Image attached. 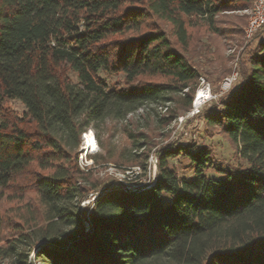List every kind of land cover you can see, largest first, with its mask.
<instances>
[{
  "label": "trees",
  "instance_id": "1",
  "mask_svg": "<svg viewBox=\"0 0 264 264\" xmlns=\"http://www.w3.org/2000/svg\"><path fill=\"white\" fill-rule=\"evenodd\" d=\"M250 2L0 0V258L26 263L37 248L39 264H264V41L206 113L244 165L210 177L207 146L157 145L138 132L127 163L145 171L157 145L155 179L103 190L85 215L80 202L100 184L77 161L81 134L99 121L176 95L190 109L193 21ZM100 71L121 80L110 85ZM168 113L162 124L177 108ZM177 156L191 177L170 162Z\"/></svg>",
  "mask_w": 264,
  "mask_h": 264
},
{
  "label": "rangeland",
  "instance_id": "2",
  "mask_svg": "<svg viewBox=\"0 0 264 264\" xmlns=\"http://www.w3.org/2000/svg\"><path fill=\"white\" fill-rule=\"evenodd\" d=\"M250 6L251 2L247 8L224 11L213 23L193 21L194 25L190 31L199 32L196 35L197 47L194 48L192 61L198 68L200 76L192 94L190 109L186 110L185 100L181 99V95H176L177 99L174 102L147 103L123 118H107L91 125L87 128L84 138L83 133L81 134L82 143L77 152L78 166L84 173L90 172V178L100 184L94 194L97 195L106 189H126L128 186L133 188V184H138L137 186L141 188L148 186L152 181L150 155L154 154L157 145L172 141L207 146L214 164L205 169V174L210 177L217 178L223 175L218 168L235 170L239 165L245 164L220 128L207 123L206 113L209 108L218 104L219 99L239 85L244 70L248 68L249 55L256 52L264 41V32L255 34L252 38L245 36ZM233 74L235 80L229 88L224 89L223 81ZM99 75L110 85L116 80H121L120 74L100 71ZM201 78L204 79L203 83ZM203 84H208L212 97L200 106L194 107L193 98ZM9 104L18 111L23 109L17 100H11ZM197 104L198 101L195 102V106ZM175 108H177L175 117H172L168 124H162L161 119L169 115V110ZM142 131H146L149 137L157 142V145L151 147L148 152L145 171L138 165L127 163L130 156L137 152L134 147L137 142L135 140L138 132ZM129 132L135 134V137ZM91 145H95L94 148ZM94 157L97 162L94 161ZM170 162L176 166L180 175L191 177L192 171L186 158L177 156L170 159ZM91 195L92 193L80 202V208L84 210L85 215L91 208L90 202L93 200ZM167 200L169 198L166 197L165 201ZM36 249L31 252L26 263H19L12 257L0 258V264H39L33 256Z\"/></svg>",
  "mask_w": 264,
  "mask_h": 264
},
{
  "label": "built area",
  "instance_id": "3",
  "mask_svg": "<svg viewBox=\"0 0 264 264\" xmlns=\"http://www.w3.org/2000/svg\"><path fill=\"white\" fill-rule=\"evenodd\" d=\"M264 26V0H251V6L249 10V17L248 21L245 27V36L246 38H252L256 32L261 29ZM235 80V75L228 76L225 78V80L222 83V87L224 89H227L231 86L232 82ZM204 82V79L201 78V83ZM202 90L203 95L201 97H198V91ZM211 93L210 88L208 84H203L201 87H199L195 93V96L193 98V106L198 107L201 104L205 103L208 99H210ZM198 100L197 106H195V102ZM86 132V131H85ZM85 132H83L82 138H84ZM149 163L151 167L152 172V180L155 179L156 175V166H157V157L155 154L150 155ZM138 185V184H137ZM136 184H133L132 187H126V189H135L134 187H139ZM93 199L96 197V194L91 195ZM86 227L88 228V223L86 222Z\"/></svg>",
  "mask_w": 264,
  "mask_h": 264
},
{
  "label": "bare ground",
  "instance_id": "4",
  "mask_svg": "<svg viewBox=\"0 0 264 264\" xmlns=\"http://www.w3.org/2000/svg\"><path fill=\"white\" fill-rule=\"evenodd\" d=\"M203 95V91L201 90V91H198V97H201ZM196 101H198V100H196ZM88 139V138H87ZM92 144H94V143H92ZM92 146V145H91ZM94 146L95 145H93L92 147L94 148Z\"/></svg>",
  "mask_w": 264,
  "mask_h": 264
}]
</instances>
